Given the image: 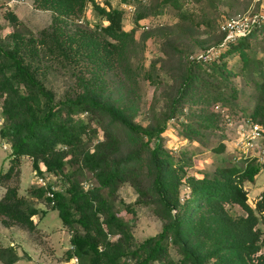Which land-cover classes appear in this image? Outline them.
<instances>
[{"label":"trees","instance_id":"trees-1","mask_svg":"<svg viewBox=\"0 0 264 264\" xmlns=\"http://www.w3.org/2000/svg\"><path fill=\"white\" fill-rule=\"evenodd\" d=\"M37 1L64 16L79 15L91 4L106 23L96 21L94 28L76 33H64L54 23L51 31H42L38 41L50 53L62 56L73 65H81L82 61L90 68L88 77L77 74L81 90L59 99L39 77L40 65L29 59L37 56L35 38L24 40L14 31L10 43H0V114L4 120L0 134L11 148L8 167L0 171V185L6 188L0 196V216L6 218L2 220H15L30 229L35 227L32 215L39 212L37 206L18 194L15 187L6 186L15 166L21 164V156L26 155L37 173L65 175V189L54 188L53 196L45 197L52 201L63 223L72 231L69 239L72 251L68 257L76 254L78 264H206L211 258L214 264H264L263 255H257L256 259L254 256L263 243L259 241L260 230L254 225L258 221L256 207L264 209V188L253 207L243 186L245 180L252 179L260 170L258 155L242 154L241 163L232 160L225 163V157L220 156V162L211 172L205 171L198 177L186 173V166L191 162L183 157L175 158L164 146L162 134L167 121L181 113L186 104L198 101L224 104L236 97L237 87L230 77L233 71L225 60L233 53L240 59L239 72L235 73L251 79L258 93L251 112L244 118L264 127V56L252 51L249 40L260 33L264 38V21L229 41L216 55L188 60L166 108L162 111L151 108L149 121L142 124L134 119L130 90L112 97L101 74L108 65H122L128 81L136 82L139 66L133 67L130 61L131 49L138 41L145 42L147 34L137 40L134 26L123 27L124 7L113 5L109 0L104 4L98 0ZM121 1L129 4L133 0ZM200 1L160 0L159 5L161 8L171 5L180 17H189L184 4ZM161 8L155 11L160 12ZM143 15L138 14L134 21ZM6 16L12 22L18 21L11 10ZM222 37L223 34L220 42ZM203 65H208L210 71L202 70ZM144 73L151 76L147 70ZM193 114L195 123H183L182 130L188 139L202 141V129L215 127L217 114L203 108ZM98 127L102 137L90 149L86 140L96 135ZM121 141L129 145L123 154ZM211 148L221 153L225 144L219 141ZM68 152L78 167L92 172L95 186L84 189L75 177L76 170L64 172ZM183 178L189 187V196L181 201ZM124 181L134 186L137 201L152 203L153 212L162 220L160 231L139 242L133 239L130 223L115 211L111 200ZM52 185L48 181L49 189ZM103 188L107 189V195L103 194ZM45 190L41 187L39 192ZM224 202L239 204L247 214L230 215ZM129 210L133 211L131 207ZM111 235L117 237L112 239ZM16 257L12 245H0L3 262L12 264Z\"/></svg>","mask_w":264,"mask_h":264},{"label":"rangeland","instance_id":"rangeland-1","mask_svg":"<svg viewBox=\"0 0 264 264\" xmlns=\"http://www.w3.org/2000/svg\"><path fill=\"white\" fill-rule=\"evenodd\" d=\"M7 0H0V43L7 44L12 41V33L18 32L28 40L35 38L37 56L29 58L32 62L40 65L39 77L44 85L53 90L55 98L59 99L66 95H74L81 90L78 80L80 76H90L89 66L80 61L81 65H73L62 56L52 54L43 42L38 41L42 31H51L53 24L60 26L64 33H76L79 30L92 29L95 22L106 23V20L97 16L91 4H88L79 15H59L51 8L40 5L37 0H23L18 4H8ZM104 4L106 0H98ZM113 5L124 7L123 27L130 29L135 27L137 40L147 34L145 42L141 40L131 49V63L133 67L139 66L136 82L130 83L123 73V66L108 65L101 73L104 82L108 86L107 93L117 97L121 93L130 90L133 97L137 122L146 124L152 114L151 108L162 111L166 108L168 100L176 92L181 74L188 66V60L200 50L209 49V53L220 50L219 22L238 12L264 14V0H202L197 3L186 2L184 8L189 10V17H180L177 10L171 5L161 8L160 0H133L131 3H123L121 0H109ZM161 8L160 12H156ZM11 10L17 17V22L10 21L6 13ZM138 14H144L138 21H134ZM263 33L249 40L252 51L258 56H264ZM221 47V48H220ZM116 57V55H115ZM227 66L233 71L230 75L232 82L237 87L236 97L231 101L221 104V101H198L186 104L182 112L167 121V127L163 131L164 146L175 158H185L191 162L186 166V173L201 177L205 171H212L220 162V156L225 157V163L230 160L241 163L242 154H257L261 164L260 170L252 179L245 180L243 186L247 192V200L251 206H256V201L261 197L264 188V143L259 139L252 148L247 151L239 145L242 136L239 126H243L244 132H250L249 122L244 118L249 114L256 102L257 89L254 82L239 72L240 59L236 53L225 57ZM115 63V62H114ZM208 65H203L202 70L210 71ZM145 70L151 76L145 75ZM78 74V75H77ZM132 91V92H131ZM215 103V104H214ZM219 104V105H217ZM2 96L0 95V112ZM216 112V126L202 129V141L188 139L182 130V124L188 121L195 123L194 112L200 109ZM82 115H85L82 114ZM4 120L1 124H3ZM93 125H96L93 123ZM97 126V125H96ZM96 135L86 140V146L93 148L97 138L102 137V130L97 129ZM124 138L121 137V140ZM222 141L225 149L221 153L215 152L211 147ZM129 148L126 142L121 141L120 153H125ZM10 144L0 134V171L5 170L9 164ZM68 152L67 164L64 172L76 170L75 177L82 182L83 188L97 184L91 171L78 167L76 161L71 160ZM40 168L44 170V165ZM37 171L32 166L29 156H21V164L15 166V171L6 186L17 189L18 194L24 196L31 204L37 206L39 212L32 215L35 227L28 228L26 225L8 219L2 220L0 216V245H12L16 250L17 257L12 264H70L69 251H72L70 236L72 231L60 218L58 211L53 207L52 201L47 200L46 190L39 192L42 185L36 179ZM46 182L52 181L55 188L65 189L66 182L63 173H44ZM0 185V196L5 190ZM102 192L107 195V189ZM189 196V187L183 178L180 184V198L184 201ZM138 193L129 181L121 182L117 190L111 196L115 211L130 223L133 239L141 241L148 235L161 230L162 220L153 212L152 203L137 201ZM129 207L133 211L129 210ZM224 207L232 216H245L247 211L237 203L224 202ZM258 217L254 228L260 230L261 247L254 256H264V209L258 210ZM6 219V218H5ZM78 226V225H77ZM81 230V227L78 226ZM115 239L117 235H111ZM174 258L177 257L175 249H171ZM254 261V260H253ZM0 264H6L0 259ZM154 264H157L156 262ZM206 264H214L213 258Z\"/></svg>","mask_w":264,"mask_h":264},{"label":"built area","instance_id":"built-area-1","mask_svg":"<svg viewBox=\"0 0 264 264\" xmlns=\"http://www.w3.org/2000/svg\"><path fill=\"white\" fill-rule=\"evenodd\" d=\"M23 0H7L6 2L10 5L21 3ZM264 21V14L263 13H254L249 15L246 12H238L228 18H225L219 22V30L222 32L223 37L220 42L221 47L225 46L229 41L236 39L237 37L246 34L253 28L255 25L260 24ZM220 47V48H221ZM219 51L214 50L209 53V49L207 50H200L194 55H191V58H207L216 55ZM3 121V117L0 114V125ZM248 121V120H247ZM250 125V132H244L243 126H239V132L241 133V140H239L241 145L240 147L243 151L249 150L252 148L256 141L259 139L264 143V127L258 122L248 121ZM264 151V146L262 148ZM37 173V172H36ZM36 179L39 185H42L46 188V193L49 196H53V189L55 188L52 185V188L49 189L47 187V182L44 178V175L37 173ZM79 258L76 254H72L70 257V264H78Z\"/></svg>","mask_w":264,"mask_h":264}]
</instances>
